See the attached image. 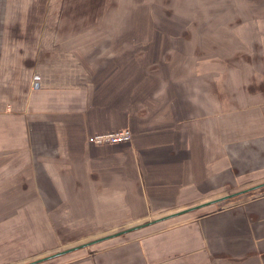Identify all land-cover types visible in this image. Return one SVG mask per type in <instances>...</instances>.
Masks as SVG:
<instances>
[{
    "label": "crops",
    "instance_id": "0c3cea01",
    "mask_svg": "<svg viewBox=\"0 0 264 264\" xmlns=\"http://www.w3.org/2000/svg\"><path fill=\"white\" fill-rule=\"evenodd\" d=\"M261 181L264 0H0V264ZM258 191L61 264H264Z\"/></svg>",
    "mask_w": 264,
    "mask_h": 264
},
{
    "label": "water",
    "instance_id": "95a60500",
    "mask_svg": "<svg viewBox=\"0 0 264 264\" xmlns=\"http://www.w3.org/2000/svg\"><path fill=\"white\" fill-rule=\"evenodd\" d=\"M257 190L260 191L251 193L247 197L263 195L264 181L246 188L227 191L221 196L189 205L188 207L164 214L153 219L139 221L138 223L106 232L85 241H80L79 243H76L74 245L67 246L62 249L43 254L41 256L28 259L26 261H22L18 264H61L73 258L88 255L90 252L105 249L108 246L116 243L114 240H121L120 242H124L129 240L130 238L137 237V235L144 232L142 230H145L157 223L172 219H180L183 217L196 218L203 214L212 213L226 207L234 206L238 201H240L242 195Z\"/></svg>",
    "mask_w": 264,
    "mask_h": 264
},
{
    "label": "built area",
    "instance_id": "2783aa9c",
    "mask_svg": "<svg viewBox=\"0 0 264 264\" xmlns=\"http://www.w3.org/2000/svg\"><path fill=\"white\" fill-rule=\"evenodd\" d=\"M132 133L128 129L108 133H98L88 138L89 142L95 145H117L130 142Z\"/></svg>",
    "mask_w": 264,
    "mask_h": 264
},
{
    "label": "rangeland",
    "instance_id": "374dc122",
    "mask_svg": "<svg viewBox=\"0 0 264 264\" xmlns=\"http://www.w3.org/2000/svg\"><path fill=\"white\" fill-rule=\"evenodd\" d=\"M199 67H196V69H198ZM207 68V67H206ZM220 68V70H221V72H222V67H217V70ZM229 67H224V71H223V73L225 74L226 72H228L229 71V69H231V68H233V67H231V68H229ZM216 69H215V67H210V71L208 70V68H207V72L209 73H214V74H216V78H218V75H217V73L219 72V71H217ZM231 71V70H230ZM211 82H215L214 80H212ZM215 87H218V83H212L211 84V89L213 90V88H215ZM222 89H224L223 88V86H222ZM225 94H223V92H222V96H224ZM231 97V96H230ZM104 234V233H103ZM76 243H79V242H74V243H70V244H67V245H63V246H59V247H57V248H52V249H50V250H47V251H44V252H42V253H39V254H36V255H34L33 257H30V258H27V259H25V260H23V261H26V260H28V259H31V258H35V257H38V256H41V255H43V254H46V253H49V252H52V251H55V250H58V249H62V248H64V247H67V246H71V245H74V244H76Z\"/></svg>",
    "mask_w": 264,
    "mask_h": 264
},
{
    "label": "flooded vegetation",
    "instance_id": "af4514ba",
    "mask_svg": "<svg viewBox=\"0 0 264 264\" xmlns=\"http://www.w3.org/2000/svg\"><path fill=\"white\" fill-rule=\"evenodd\" d=\"M220 85L218 87L213 88V93L217 94V96L222 100V74L220 75Z\"/></svg>",
    "mask_w": 264,
    "mask_h": 264
}]
</instances>
